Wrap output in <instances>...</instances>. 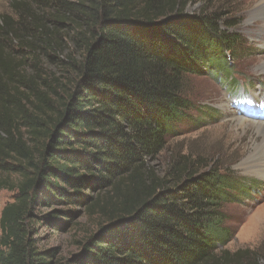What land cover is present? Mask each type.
<instances>
[{
	"label": "trees",
	"instance_id": "16d2710c",
	"mask_svg": "<svg viewBox=\"0 0 264 264\" xmlns=\"http://www.w3.org/2000/svg\"><path fill=\"white\" fill-rule=\"evenodd\" d=\"M196 1L208 0L10 3L0 19V171L19 181L0 215V264L53 263L31 234L40 205L105 215L66 264H264L255 250H218L231 236L224 205L247 184L181 160L162 176L149 166L195 105L189 78L233 82L238 24L220 11L187 14ZM43 56L64 69L55 85ZM15 122L31 149L13 137ZM74 212L40 222L65 229Z\"/></svg>",
	"mask_w": 264,
	"mask_h": 264
},
{
	"label": "rangeland",
	"instance_id": "374dc122",
	"mask_svg": "<svg viewBox=\"0 0 264 264\" xmlns=\"http://www.w3.org/2000/svg\"><path fill=\"white\" fill-rule=\"evenodd\" d=\"M12 1L0 0V19L2 15L10 14L9 6ZM260 1L262 0L196 1L186 8L185 12L189 15L220 11L238 24L230 30V34L238 35L239 41L238 48L229 51L230 76L233 82L220 83L215 80V75L206 73L189 78L195 105L187 118L175 126L164 151L149 160V166L156 175L162 176L175 160H181L200 172L210 167L219 169L222 174L229 171L240 183L247 184L251 188L248 195L233 193L234 199L224 205L223 211L227 216L231 236L218 250L234 252L247 248L264 254V176L258 173L259 168L245 170L242 166L255 145L260 143L261 137L254 127L241 128L238 125L240 119L248 124L264 123V73L259 68L264 64V39L258 37L262 36V22L248 21L250 11ZM71 50L74 49L70 48ZM43 57L40 60L41 68L46 72V77L51 78L48 81L55 85V80L65 75L64 69L60 64ZM21 66L24 75H32L31 62L24 61ZM42 75H45L44 72ZM24 106L26 109L31 108L27 103ZM13 126V137L31 149L33 143L28 130L18 122ZM4 179L8 182V187L0 190V215L3 208L14 201L16 194L12 189L19 177L0 171V180ZM67 208H72L75 214L73 221L65 229H53L45 225L47 223L40 222L42 216ZM35 215L36 232L31 231V234L38 238L39 252L55 251L52 264H66L81 251V245L98 232L101 223L105 224L102 211L97 209L88 212L79 205H40L36 208ZM65 221L68 219L65 218Z\"/></svg>",
	"mask_w": 264,
	"mask_h": 264
},
{
	"label": "bare ground",
	"instance_id": "6f19581e",
	"mask_svg": "<svg viewBox=\"0 0 264 264\" xmlns=\"http://www.w3.org/2000/svg\"><path fill=\"white\" fill-rule=\"evenodd\" d=\"M248 18H249L248 21H258L259 20L262 22V28H260V32L262 36L258 35V37L262 38L263 40L264 39V0L260 1V3H258V5L252 11H250ZM259 68H260V71L264 73V64L260 65ZM238 125L241 128L254 127L258 136L261 137L260 143L255 145L253 152L245 160L242 166L244 167L245 170H249V169L255 170L256 168L257 169L259 168L257 170L258 173L263 174L264 176V123L251 122L248 124L247 122L240 119L238 122Z\"/></svg>",
	"mask_w": 264,
	"mask_h": 264
}]
</instances>
